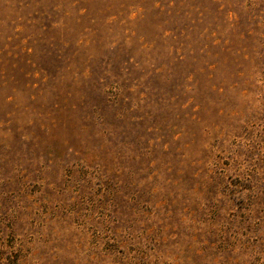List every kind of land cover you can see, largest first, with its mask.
Listing matches in <instances>:
<instances>
[{"label": "rangeland", "instance_id": "374dc122", "mask_svg": "<svg viewBox=\"0 0 264 264\" xmlns=\"http://www.w3.org/2000/svg\"><path fill=\"white\" fill-rule=\"evenodd\" d=\"M0 264H264V0H0Z\"/></svg>", "mask_w": 264, "mask_h": 264}]
</instances>
